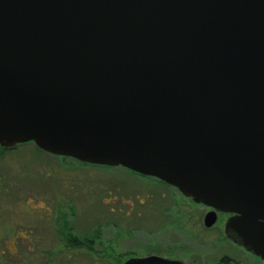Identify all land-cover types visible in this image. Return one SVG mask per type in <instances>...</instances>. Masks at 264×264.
I'll use <instances>...</instances> for the list:
<instances>
[{
	"label": "water",
	"instance_id": "1",
	"mask_svg": "<svg viewBox=\"0 0 264 264\" xmlns=\"http://www.w3.org/2000/svg\"><path fill=\"white\" fill-rule=\"evenodd\" d=\"M26 143L234 214L264 259V0H0V146Z\"/></svg>",
	"mask_w": 264,
	"mask_h": 264
},
{
	"label": "rangeland",
	"instance_id": "2",
	"mask_svg": "<svg viewBox=\"0 0 264 264\" xmlns=\"http://www.w3.org/2000/svg\"><path fill=\"white\" fill-rule=\"evenodd\" d=\"M206 215L173 187L123 167L54 156L34 143L0 149V264H123L149 256L216 264L237 255L221 222L205 228ZM73 239L84 243L73 246Z\"/></svg>",
	"mask_w": 264,
	"mask_h": 264
},
{
	"label": "flooded vegetation",
	"instance_id": "3",
	"mask_svg": "<svg viewBox=\"0 0 264 264\" xmlns=\"http://www.w3.org/2000/svg\"><path fill=\"white\" fill-rule=\"evenodd\" d=\"M20 145H25V144H20ZM20 145H16V146L11 147V148H4V147L0 146V149L3 152H9L11 150H14L17 146H20ZM147 178H151V177H147ZM157 181L161 182L158 179H157ZM161 183H163V182H161ZM163 184H166V183H163ZM173 189L175 191H177L179 195L182 196V199H183L185 204H187V205H189L191 207H200V208H202L204 210V214L205 215L210 213L211 211H213L212 208L207 207V206H205V205H203L201 203H198V202L194 201L192 198L185 197L176 188L173 187ZM141 204H143V202ZM217 215H218V219H217L216 224L218 222H221V224L223 225L222 226L223 227L222 230H223L224 237H222V239L225 242H228L231 246L235 247V250H237L236 252L238 254L237 255L234 254L232 256L231 255H223L218 260V262L216 264H264V259L263 258H261L260 256L256 255L253 251L249 250L248 248L243 246L241 243H239V242H237V241H235L232 238H229L227 236V224H228V221L234 216V214L218 212ZM187 219H189V216H188ZM204 226H205V219H204ZM214 226H212L211 228H207L205 226V228L212 229Z\"/></svg>",
	"mask_w": 264,
	"mask_h": 264
},
{
	"label": "trees",
	"instance_id": "4",
	"mask_svg": "<svg viewBox=\"0 0 264 264\" xmlns=\"http://www.w3.org/2000/svg\"><path fill=\"white\" fill-rule=\"evenodd\" d=\"M38 148V147H37ZM133 173H135V172H133ZM142 176V175H141ZM143 177H145V176H143ZM162 182V181H161ZM164 183V182H163ZM78 242H81V243H84V242H82V241H80L79 239H77V241H74V239H73V242H72V245L73 246H79L80 244L78 243ZM78 243V244H77ZM82 245V244H81ZM81 245H80V247H81Z\"/></svg>",
	"mask_w": 264,
	"mask_h": 264
}]
</instances>
